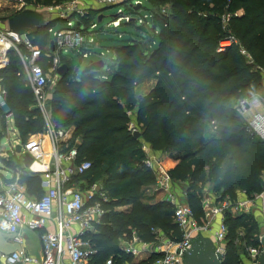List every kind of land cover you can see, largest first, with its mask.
<instances>
[{
	"label": "trees",
	"instance_id": "1",
	"mask_svg": "<svg viewBox=\"0 0 264 264\" xmlns=\"http://www.w3.org/2000/svg\"><path fill=\"white\" fill-rule=\"evenodd\" d=\"M36 1L49 5L61 0ZM147 1L152 7V31L148 32L150 39L159 36L157 46L146 54L138 42L118 45L112 71H104L102 66L77 76L70 68L56 80L47 101L50 119L72 128L70 143L77 139L79 157L92 163L83 176L90 184L99 182L108 198L99 230L84 234L97 249L96 264L109 255L113 264H150L153 255L133 261L118 247V239H130L132 229L145 241L155 238L151 226L168 238H180L170 202L141 201L155 177L142 164L145 152L140 138L161 152L162 165L172 180H180L182 201L198 219L203 216L201 199L206 184L216 201L225 196L236 199L239 189L257 191L264 184V140L246 134L234 106L238 98L251 96L264 86V0ZM226 13L230 16L223 25ZM72 17H78L75 26L80 28L83 16L73 13ZM47 33L43 27L28 35L43 48ZM230 36L236 43L219 51V42ZM46 49L52 51L49 46ZM18 64L17 56L10 53L8 65L0 69V86L7 90L6 107L24 141L28 134L42 131L44 120L27 81L17 74ZM149 79L155 81L143 92L138 84ZM131 120L140 124L138 137L128 128ZM3 134L0 132V142ZM0 159L10 170L19 165L10 158ZM19 180L29 193L39 195L38 175L23 172ZM122 205L128 207L114 209ZM253 216L225 214V264L239 260L242 229L248 245L258 244V224Z\"/></svg>",
	"mask_w": 264,
	"mask_h": 264
},
{
	"label": "built area",
	"instance_id": "2",
	"mask_svg": "<svg viewBox=\"0 0 264 264\" xmlns=\"http://www.w3.org/2000/svg\"><path fill=\"white\" fill-rule=\"evenodd\" d=\"M3 1L4 7L16 10L31 6L27 0ZM93 1L104 6L122 2V0ZM135 2L136 5L141 6L140 0ZM74 10L64 15L62 19L69 20L70 15L76 12V9ZM161 11L164 12V9ZM229 16V13L222 15V22L227 23ZM145 17H137V20L145 19ZM123 19L129 21L130 15H126L123 10L119 9L117 17L109 21L105 27H118L120 20ZM68 24V28L59 29L54 33V49L49 52L46 49L49 46L48 42L47 46L42 48L32 41L28 35L29 32L19 34L9 29L6 21L0 19V69L8 65L10 53L17 56L21 64L18 66L17 74L27 79L35 106L44 120L42 131L21 141L13 122L12 111L5 107L7 90L0 86V132L4 133L0 142V157L9 158L3 146V143H9L12 151L9 152H16L15 147L20 144V152H26L32 158L27 166L21 161L17 169L9 171L8 177L0 173V230L13 234L16 242L23 241L20 232L23 227L40 231L42 264H95L91 258L97 249L89 237L84 234L94 233L97 226L102 223L107 210L105 203L108 198L101 190V184L92 183L86 191L79 189L80 184L76 185V179L85 175L91 169L92 163L86 158L79 157L77 139L70 143L72 128L56 125L45 112L48 97L47 82L49 79L57 80L60 77L58 68L64 63L61 52L71 49L80 54L81 59L90 55L87 46L93 43L92 36L95 31L71 26V21ZM89 27L92 29L96 27V22L92 21ZM51 29L52 26L49 24L47 32L53 33ZM232 43H236V38L230 36L220 41L217 49L224 50ZM43 56L49 62L50 72L41 65ZM261 72L264 76V70ZM255 99L253 95L241 98L236 111L243 121L246 134L253 139L264 140V114L252 110ZM126 113L129 115L131 111L127 110ZM2 121L5 125H2ZM128 128L131 132L137 131L132 121L129 122ZM142 164L153 173L155 190L164 193L166 195L164 200L173 205L174 221L178 226L180 238H168L157 227L151 226L150 230L155 234L153 240L145 241L133 231L129 243L123 247V252L133 256L138 255L141 249L137 244H144L150 256H154L150 264H183L184 253L190 248L192 238L199 233L210 236L208 233L212 230V224L217 221V227L212 232L211 238L215 251L221 254L220 264H225L228 234V225L224 220L225 214L227 212L231 214L248 213L259 218L262 228L257 245H243L244 251L248 254V264L256 262L258 255L264 250L260 241L261 236L264 235V184L257 191L248 192L241 188L237 192L241 195L240 198L231 199L225 196L219 203H215V195L208 192V186L205 185L201 199L204 216L198 220L189 204L182 200L178 201L174 197L173 181L161 163V156L146 153ZM23 172L39 176L41 190L39 195L36 192L35 194L29 193L25 184L20 182L19 176ZM50 224L54 229L49 228ZM74 224L78 225L77 230L72 229ZM0 260L5 264H25L37 261L35 256L21 250L9 253L0 252ZM102 264H113L112 257L108 256ZM228 264L243 263L238 261Z\"/></svg>",
	"mask_w": 264,
	"mask_h": 264
},
{
	"label": "rangeland",
	"instance_id": "3",
	"mask_svg": "<svg viewBox=\"0 0 264 264\" xmlns=\"http://www.w3.org/2000/svg\"><path fill=\"white\" fill-rule=\"evenodd\" d=\"M136 0H122L121 3L113 5V6H107L104 7V5L101 4H97L96 2L93 3L92 0H61L60 2L57 3V9H61V12L57 15L59 18H56L57 20L52 21L51 22V26L52 29L51 31H53V33H50L48 36V40L46 41V43L54 38V33L56 31H58L59 29H64V28H68L69 24L68 22L71 21V26H74L77 23V18L78 17H72L69 20L67 19H62L64 17V15H67L68 13H71L73 11H75L74 9H76V12H79L80 14H82L83 16V20L80 23V29L82 30H87V31H95L96 34V38H97V42H95L94 44H90L87 46V49L90 51V55L86 58H82L80 54L76 53L75 51L69 49V50H63L62 51V56H64L65 58H62V62L66 61V57H68V59H70V67L68 64L67 65V71L68 69H70V73L75 71L76 75L79 76L81 74V72L84 70L85 66L87 65L89 59H96V58H101L104 62L103 64V70L105 71L106 68H108V71H112L116 68L115 66V47H117L118 45L121 44H125V43H129V44H133L135 42L139 43V47L141 48V50L146 53L149 54L159 43V36H155L153 39H150L151 34L148 32L151 27H152V23H151V17H152V7L150 5V3L147 0H140L141 2H143V6H139V4L136 5ZM39 5H43L41 2H38ZM54 5V4H53ZM1 8H4V5L1 3L0 4ZM42 8V7H41ZM120 10H123L124 13H126V15H130V19L132 20V22L129 21H125L120 20V25L118 27H113V26H108L105 27L106 24L111 21L114 17H112L113 14H116L119 12ZM140 11L139 13H135L136 11ZM135 11V12H134ZM13 12V8H8V9H4L3 11H1L0 13V19L1 20H5L6 17L11 14ZM75 12V14H76ZM56 13V11H55ZM103 15L102 19L100 21H98L97 17L99 15ZM146 16V19H142V20H137V17L140 16ZM117 17V16H116ZM115 17V18H116ZM94 21L96 22V27H94L93 29L89 27V24ZM137 21V22H134ZM143 24V25H142ZM226 23H223V25H225ZM156 29L159 31V26H156ZM152 31V29H151ZM43 36H46L45 33L42 34ZM228 45V44H225ZM46 46V44H45ZM44 46V48H45ZM67 63V61L65 62ZM21 64H18V66ZM41 65L44 69L47 68L46 71L50 72L49 70V62L48 60L43 56L41 58ZM46 67V68H45ZM49 76V75H48ZM51 76V74H50ZM49 76V77H50ZM27 81V79H25ZM155 81V79H149L147 80V82L144 83H139L138 85H141V88L143 89V92L147 91L153 84V82ZM56 80H52L49 79L47 82V91H48V97H47V101L50 98V93L52 88L55 85ZM136 85V86H138ZM261 91L264 92V86H262ZM240 98L237 99V101L234 103L235 106V110L238 106V102H239ZM47 101L45 103V112L48 114L49 117H51V113L49 111V107L47 105ZM32 102V101H30ZM6 107V106H5ZM255 102H253V108L252 110H255ZM134 118V117H133ZM132 122L134 121L131 120ZM135 123V122H134ZM136 128L137 131L140 130V124H136ZM37 133V132H35ZM35 133H31L28 134L27 136H25L26 138L31 137L33 134ZM12 137V136H11ZM140 145L142 146L143 151L146 153H155V154H159L158 151L153 150L149 143L144 140L143 138H140ZM3 146L5 147L4 149L8 152L10 161L12 162H17L18 164L21 163L20 160V154H18L17 152L11 153L12 151L10 150V145L9 143H3ZM11 151V152H9ZM9 171L10 168L6 167L5 165H3L1 159H0V173L2 175H5V177L9 176ZM262 176H264V172H262L261 174ZM76 185L80 184L79 189H81L82 191H86L90 188V179L88 177H80L76 179ZM173 181V187L174 189L178 190V192L182 193V195H184V187L182 186V183L180 182V180L176 179V180H172ZM264 181V180H262ZM155 183V182H154ZM152 183L150 185H148L149 187L144 189V196L143 198H141L142 202H151V200H159V199H164L165 198V194L164 193H160L158 191L155 190V184ZM98 184H100L98 182ZM208 186V184H206ZM208 192H211V190L209 189V186L207 187ZM177 200L181 201L183 200L182 197H180V194H178L177 196ZM122 208H127V206L122 205V206H116L114 207L115 210H120ZM239 214V213H237ZM204 216V214H203ZM202 216V217H203ZM196 217V216H195ZM254 220L257 222L258 224V230H259V234L262 233L261 230V223L259 218H256L255 216ZM197 218V217H196ZM198 219V218H197ZM202 218L198 219L201 220ZM217 227V221H214V223L212 224V230L208 233L210 235V237H212V232L216 229ZM242 229V227H239ZM243 231V232H242ZM242 231H240L241 236H240V240H239V245L240 247V252L243 250V245L244 244H248V239L247 236L245 234V231L242 229ZM120 242V241H118ZM122 243L119 245L121 246ZM123 246V245H122Z\"/></svg>",
	"mask_w": 264,
	"mask_h": 264
},
{
	"label": "water",
	"instance_id": "4",
	"mask_svg": "<svg viewBox=\"0 0 264 264\" xmlns=\"http://www.w3.org/2000/svg\"><path fill=\"white\" fill-rule=\"evenodd\" d=\"M113 6V5H109ZM107 7V6H104ZM116 14H113L112 17H116ZM98 21L102 19L100 15L97 17ZM51 13L47 9L43 8H34L31 6H26L20 10H16L11 15L6 18L7 27L11 30L16 31L19 34L27 33L30 29H37L47 27L51 21ZM78 24V22H77ZM93 43L96 42V34H93ZM49 47L51 50L54 49V40L49 41ZM104 62L101 58L97 60H91L84 68V70H94L100 69L103 66ZM67 71L66 63H63L58 68V73L60 75L65 74ZM134 136L138 137L139 132L135 131ZM17 153L20 152V144H17L15 147ZM20 160L27 166L31 162V156L23 152L20 154ZM262 248H264V235L260 238ZM221 254L215 251V246L213 240L210 236L204 234H196L191 241L190 248L185 251L182 263L183 264H220L219 258ZM253 264H264V250L258 255L257 260Z\"/></svg>",
	"mask_w": 264,
	"mask_h": 264
},
{
	"label": "crops",
	"instance_id": "5",
	"mask_svg": "<svg viewBox=\"0 0 264 264\" xmlns=\"http://www.w3.org/2000/svg\"><path fill=\"white\" fill-rule=\"evenodd\" d=\"M27 1H28V3L31 4V7H34V8H37V9H39L41 7L43 9H47V10L50 9V11H51V18H52L50 22L57 20L56 18H59L57 15H59L58 12L60 13L61 12V9L56 10L58 8L56 6L57 4H54V5L53 4H49V5H41L40 6L39 3L36 0H27ZM1 3L4 4V1L3 0H0V4ZM93 3H94V1H93ZM4 9H8V8H6V7L1 8L0 7V13ZM15 11H16V9L14 8L13 9V12H15ZM55 11H56V13H55ZM5 20H3V21H5ZM32 30H34V29H30L28 32L30 33ZM50 33H47V35L49 36ZM96 42H97V40H96ZM91 44H94V43H91ZM61 56H62V52H61ZM62 58H65V57L62 56ZM65 60L67 61L66 64H68L70 66V61L71 60L68 59V57H66ZM66 61H64V63ZM252 95L256 97V99L254 100V102H255V107H254L255 108V111H258L259 113L264 114V92H262L261 89H258ZM159 154H160V156L162 155L161 152H159ZM21 183L25 184L24 182H21ZM25 187H26V185H25ZM26 189H27V187H26ZM172 192H173L175 198H177L178 194H180V197H182L181 191L179 193L178 190L174 189V187L172 188ZM31 193L32 194H35V192H31ZM237 197L240 198L241 195L240 194H237L236 195V198ZM219 201H216L215 200V203H219ZM125 206H127V205H125ZM122 209H124V208H122ZM98 226H97V230H99V227ZM49 228L50 229H54V227H53L52 224L49 225ZM72 229L73 230H77L78 229V225L77 224H74L72 226ZM133 231L135 232L134 229L131 230V232H133ZM20 232H21L23 241L22 242H16L13 239V234L8 233V232H4V231L0 230V252L9 253V252H12L14 250H21V251H24V252H26L28 254H31V255L35 256V258L37 259V261L34 262V263H25V264H42L41 263V260H42L43 254H42V246H41V239H40V231H38V230H31V229H28L26 227H23V228L20 229ZM129 240L130 239H127V240H125V239H118V241H120L117 244L118 247L123 251V247H125V245H127L129 243ZM121 243H122L123 246L122 245L119 246ZM137 246L141 249V253H139L138 255H134V256L132 254H130L132 256V258H133L132 259L133 261L144 260V259H146V258H148L150 256L149 251H148V248H146V246L144 244H137ZM96 256H97V253H95L92 256V258H91V261L94 262V263L98 260V258L96 259ZM109 256H111V255H109ZM65 258H67L66 255H65ZM238 261L242 262L243 264H248L249 263L248 262L249 261L248 254H247L246 251H244V248H243V251L240 254V257H239V260ZM102 263H103V261H102ZM0 264H5V263H3L0 260Z\"/></svg>",
	"mask_w": 264,
	"mask_h": 264
}]
</instances>
